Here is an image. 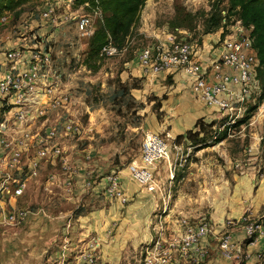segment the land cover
<instances>
[{
	"label": "rangeland",
	"instance_id": "rangeland-1",
	"mask_svg": "<svg viewBox=\"0 0 264 264\" xmlns=\"http://www.w3.org/2000/svg\"><path fill=\"white\" fill-rule=\"evenodd\" d=\"M66 1L51 0L54 11L48 19L42 17L46 4L41 0H33L25 5L18 17L5 14L4 16H8L7 24L0 25V57L3 51L10 48L33 47L34 42L47 44L53 52L52 64L63 74L64 89L74 97L75 104L70 111V118L82 128L79 140H60L66 148H70L67 154L70 155L74 166L78 160L85 161L89 164V169L94 171L92 174H96L95 171L99 172L100 169L105 177L116 169L128 172V167L138 157L147 134L164 131L161 133L164 136L169 133V126L163 128L170 122L167 120L165 123L163 107L167 104L168 111L177 108L174 102H165V94L158 97L142 93V97H138L137 92L133 90L142 88L141 81L127 72L124 64L136 57L142 47L158 45V41L167 33H172L175 26L188 31L194 43L200 41L207 31L212 30L208 23L211 14L228 8V2L147 0L139 21L125 44L120 49L116 48L117 54L113 56L100 55L101 60L97 62L99 68L93 72L85 65L84 60L88 51V39L98 27L100 14L88 12L83 6L75 7L73 3ZM82 15H88L92 19V26L89 28L91 34L88 37L79 36L77 33L75 20ZM235 16L231 15L230 21L234 20ZM209 34L213 35L214 41L220 40L219 30ZM33 36L36 39L32 41ZM196 55L198 59H202L203 53L199 47ZM259 94L260 92L251 103L243 104L239 113L230 118L213 114L209 120L198 119L195 125L204 124L205 128L204 134L198 137L197 142L200 144L193 145L186 137L187 131L167 140V144L171 146L169 162L158 163L157 180L163 191L170 190L172 206L177 193L184 186L183 191L196 198V201H186L198 206L199 212L194 217H181L170 213L166 220L177 224L184 219L189 222L188 225L195 226L202 217L211 218L213 223L219 218L244 219V224L259 227L256 237L260 235V231L264 234V99L246 122L236 124L246 116L251 106L257 104ZM49 117L50 121L54 122L57 112H52ZM189 131L198 132V128L194 127ZM224 132L225 139L214 144V138ZM204 144L207 147L202 148ZM198 152L202 154L198 155ZM201 160L205 161L203 168L195 165ZM40 170L38 178L40 184L42 183L41 195L30 198L25 194L15 205L18 208L41 207L55 213L75 210L79 204L68 198L72 193L64 191L60 183L62 170L59 164L44 163ZM170 172L173 178L168 180ZM190 172L197 175L195 179H189ZM49 174L55 175V181L59 183L53 182L50 185L53 190L44 191L43 186ZM128 178L131 181L130 177ZM102 188V195L95 198V208L116 204L123 208H141L147 206L150 200H154L147 196L140 199L136 195L129 198L121 184L120 197H109L106 195L105 184ZM153 216L152 219L155 220ZM45 217H49V214L46 213ZM31 220L32 218L29 219ZM110 229H116V224L111 225ZM164 233L168 236L167 229ZM91 237L96 238L94 234L88 238ZM242 244L243 248H247L248 241H243ZM260 252V263L264 264V250ZM255 254L258 255L257 252H254ZM242 260L239 264H247L245 256Z\"/></svg>",
	"mask_w": 264,
	"mask_h": 264
},
{
	"label": "built area",
	"instance_id": "built-area-1",
	"mask_svg": "<svg viewBox=\"0 0 264 264\" xmlns=\"http://www.w3.org/2000/svg\"><path fill=\"white\" fill-rule=\"evenodd\" d=\"M41 1L46 4L42 17L48 19L54 11V5L51 0ZM74 1L66 2L72 4ZM221 14L220 40L216 42L219 50L207 65L202 66L196 55L197 42L192 41L188 31L177 28L160 39L158 45L142 47L138 51L137 60L141 70L148 75H156L172 68L180 69L189 78L192 92L205 107L224 118H230L239 113L243 104L254 101L260 92V64L252 46L253 27L244 26L237 17L230 21L231 16L227 17L225 11ZM7 17L0 18V25L7 24ZM75 25L79 36H90V16L77 17ZM35 39L33 36L32 41ZM115 54L117 49L111 43L100 53L105 56ZM1 55L0 214L7 224L18 227L26 224L30 218L46 213L41 207L18 208L15 205L25 196L29 184L39 180L44 163L59 164L62 170L60 183L65 192H72L79 169L67 154L70 148H66L60 140H79L82 128L70 118V111L75 104L74 97L64 89L63 74L52 64L53 52L47 44L34 42L33 47L10 48ZM52 112H57L54 122L49 117ZM169 139V133L164 136L147 134L138 157L128 167L130 179L147 193L156 194L161 190L157 168L159 162L169 161ZM170 169L171 166L169 171ZM170 173L168 180L173 178L172 172ZM105 179L106 195L122 196L118 174L112 172ZM55 180L56 176L49 174L43 190H50V185ZM167 193L170 195V190ZM243 221L244 219H223L213 223L211 218L202 217L195 226H190L185 220L182 221V233L172 239V244L181 256L188 255L190 250L203 255L202 250H197L200 240L211 236L215 225L220 226L224 230L219 239V249L229 259L232 257L230 230L242 227L248 240L259 229L258 226L244 224ZM161 232L162 228H159L157 236L145 247L142 264H175L171 253L162 247ZM97 243L96 238H88L83 264H96ZM66 250L65 246L63 251ZM66 261L67 256L62 255L61 264H66Z\"/></svg>",
	"mask_w": 264,
	"mask_h": 264
},
{
	"label": "crops",
	"instance_id": "crops-1",
	"mask_svg": "<svg viewBox=\"0 0 264 264\" xmlns=\"http://www.w3.org/2000/svg\"><path fill=\"white\" fill-rule=\"evenodd\" d=\"M212 36L206 34L197 42L200 52L202 50L203 53L200 59L202 66L207 65L218 53V46ZM124 67L127 72L141 81L142 88L133 90L137 92L138 97H142V93L154 94L158 97L165 94L166 103L176 104L175 110L168 111L167 104L163 107L165 123L170 120L163 128L169 126V134L172 137L193 130L198 119L206 121L213 114L221 115L204 106L199 97L192 92L189 78L178 68L148 75L139 67L137 56L126 62ZM162 132L164 131L156 134ZM199 154L201 155L202 152H198ZM204 164L205 161L201 160L195 165L203 168ZM77 167L78 174L73 182L72 194L68 197L73 203L79 204L75 210L56 213L45 210L49 217H45V213L44 216L32 218L21 227L7 224L0 214V264H61L62 255L67 256L66 264H83L88 237L92 234L98 240L96 264H142L145 247L157 236L159 228H162V247L171 253L175 264H233L234 262L239 264L243 262V256L247 258V264H261L259 257L262 256L260 251L264 250L263 232L260 231V235L248 243L247 248H243L242 242L246 241L247 237L242 227L230 230L232 257L229 259L219 250V239L224 229L216 225L211 236L202 238L198 244L197 250H202L203 255H199L195 250H190L188 255H180L172 244V239L180 236L183 231L182 221L185 220L175 224L171 222L172 220H166V217L170 213L181 217H194L199 212L198 206L186 201H196V198L192 194H186L183 191L184 186L177 193L172 206L171 195L169 196L167 192L161 189L159 193L150 194L143 189L140 190L139 186L129 180L127 170L116 169L113 172L118 174L121 187L129 198L136 195L140 199L147 196L154 200H150L147 206L141 208L134 206L123 208L120 204L95 208L93 205L97 201L95 198L102 195V186L106 177L100 169L99 172L95 171L96 174H92L94 171L89 169V164L85 161L78 160ZM189 174L191 175L189 179H195L197 176L192 172ZM41 184L39 180L30 183L26 194L30 198L41 195ZM51 187L50 189L53 190ZM223 219L214 220L216 221L214 223ZM115 221L116 223H113ZM115 224L116 229L111 230L110 226ZM166 229L168 236L164 233ZM65 246L67 250L63 251ZM254 252L258 255H254Z\"/></svg>",
	"mask_w": 264,
	"mask_h": 264
},
{
	"label": "trees",
	"instance_id": "trees-1",
	"mask_svg": "<svg viewBox=\"0 0 264 264\" xmlns=\"http://www.w3.org/2000/svg\"><path fill=\"white\" fill-rule=\"evenodd\" d=\"M33 0H0V18L5 14H12L18 17L23 12V7ZM147 0H75V7L83 6L88 12H99L100 20L96 30L93 31L88 39V51L86 52L84 63L89 70L96 72L99 68L98 61L101 60V50L111 43L115 48L120 49L132 34L137 25L141 11ZM220 1V0H218ZM228 8L219 10V13L211 14L208 20L212 28L206 34L214 33L222 27V14L225 11L227 17L236 15L246 27L252 26V46L257 52L260 68L258 69V79L260 83V94L256 100L257 104L251 106L246 116L237 122L241 125L246 122L261 101L264 99V0H227ZM234 13V14H232ZM184 29L175 26L174 29ZM198 132L187 131L186 137L193 144H200L198 137L204 134V124H196ZM225 132L213 140L214 144L225 139ZM181 138V136H179ZM207 147L206 144L202 148ZM256 234L248 239L251 243Z\"/></svg>",
	"mask_w": 264,
	"mask_h": 264
},
{
	"label": "bare ground",
	"instance_id": "bare-ground-1",
	"mask_svg": "<svg viewBox=\"0 0 264 264\" xmlns=\"http://www.w3.org/2000/svg\"><path fill=\"white\" fill-rule=\"evenodd\" d=\"M166 162H169L168 160H166Z\"/></svg>",
	"mask_w": 264,
	"mask_h": 264
}]
</instances>
